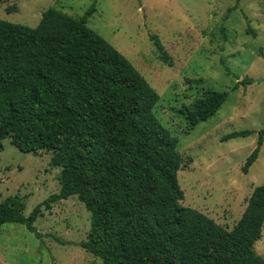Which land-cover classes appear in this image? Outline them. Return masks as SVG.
Returning a JSON list of instances; mask_svg holds the SVG:
<instances>
[{
    "label": "trees",
    "instance_id": "trees-1",
    "mask_svg": "<svg viewBox=\"0 0 264 264\" xmlns=\"http://www.w3.org/2000/svg\"><path fill=\"white\" fill-rule=\"evenodd\" d=\"M95 9L75 18L52 7L36 28L0 19V153L7 139L21 152L49 153L61 186L29 217L21 197L7 198L0 204V230L24 225L41 239L35 223L43 209L77 197L91 214L79 246L103 264H264L255 250L264 228V184L232 230L183 205L178 175L187 165L179 140L156 116L160 95L88 26ZM151 41L172 67L160 38ZM252 84L247 78L234 90ZM228 97L207 89L180 112L194 127L212 119ZM254 133L233 132L222 141ZM263 142L261 130L243 173L258 160Z\"/></svg>",
    "mask_w": 264,
    "mask_h": 264
},
{
    "label": "rangeland",
    "instance_id": "rangeland-1",
    "mask_svg": "<svg viewBox=\"0 0 264 264\" xmlns=\"http://www.w3.org/2000/svg\"><path fill=\"white\" fill-rule=\"evenodd\" d=\"M81 18L95 7L88 26L121 52L160 95L155 113L179 140L186 169L178 175L184 206L201 211L228 230L241 219L256 187L264 184V142L247 174V158L264 130V0H7L0 19L36 28L49 8ZM16 10L8 13L7 10ZM157 35L174 65L157 54ZM254 84L237 90L245 79ZM207 89L229 93L209 121L191 127L181 114ZM249 137L222 141L233 132ZM49 153H24L4 141L0 153V204L19 196L24 215L61 186ZM38 239L26 226L0 230V264H103L79 244L87 240L91 214L77 197L54 204L35 223ZM264 258V228L256 243Z\"/></svg>",
    "mask_w": 264,
    "mask_h": 264
}]
</instances>
